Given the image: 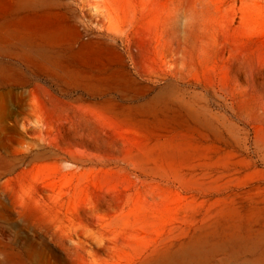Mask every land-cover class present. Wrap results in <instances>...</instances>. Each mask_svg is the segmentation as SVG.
Returning a JSON list of instances; mask_svg holds the SVG:
<instances>
[{"label":"rangeland","instance_id":"374dc122","mask_svg":"<svg viewBox=\"0 0 264 264\" xmlns=\"http://www.w3.org/2000/svg\"><path fill=\"white\" fill-rule=\"evenodd\" d=\"M18 1L0 264H264V0Z\"/></svg>","mask_w":264,"mask_h":264},{"label":"bare ground","instance_id":"6f19581e","mask_svg":"<svg viewBox=\"0 0 264 264\" xmlns=\"http://www.w3.org/2000/svg\"><path fill=\"white\" fill-rule=\"evenodd\" d=\"M79 1V0H78ZM85 3V6L84 7H89L90 9H93L95 12H96V15H97V21H96V23L99 25H97L98 27H100V28H102L103 27V24H102V21H103V14H102V12L98 9V6L96 5V3H93V2H90V3H88V2H86L85 0H80V3ZM15 6V8L18 10V9H24V8H27V7H33V6H35L36 5V0H19L18 2H16L15 4H14ZM84 7H82L81 5H79V3H78V10L82 13V14H85L86 12H85V10H84ZM86 24V23H85ZM87 25V24H86ZM99 29V28H98ZM103 30V29H102ZM44 31V30H43ZM42 31V32H43ZM104 31V30H103ZM47 32V31H46ZM45 32V33H46ZM49 32V31H48ZM38 33V32H37ZM31 35V34H30ZM25 36V35H24ZM28 36V35H27ZM26 36V37H27ZM38 36V35H37ZM55 36V35H54ZM59 36V35H58ZM23 37V36H22ZM39 37V36H38ZM45 37V36H44ZM40 38V37H39ZM53 38L54 37H52V36H47V41H48V39L50 40V41H53L54 42V40H53ZM34 39V38H33ZM42 39V38H41ZM64 39V38H63ZM0 41H7L6 39L5 40H2V39H0ZM49 42V41H48ZM22 43H28V44H33L29 39H22ZM74 47V46H73ZM80 49H82V48H80ZM89 78V80L90 79H94V81H95V84H94V86H93V91L92 92H90L89 94H99V93H101L102 92V90L104 89V87L102 86V82H103V80H104V77L103 76H101L99 73H96V74H94V75H92V76H89L88 77ZM6 87H8V84H6V83H2V84H0V97L2 96V93H3V91L1 92V89H4V88H6ZM31 123H32V121H31ZM30 125V124H29ZM39 127V126H38ZM62 137L61 138H59V137H54L52 140H49L48 142H47V145H48V147L49 148H51L54 152H56V153H58L59 155H61L60 157L63 159V160H67V161H72V162H74L75 164L76 163H80L81 161L78 159V157H77V155H79V154H74L73 152H72V150H70L71 148H69V147H66V146H62V145H60V143H61V141H62ZM61 140V141H60ZM41 142H43L42 140H40ZM37 144V143H36ZM25 145V144H24ZM48 148V149H49ZM42 151V150H41ZM38 152V151H37ZM40 152V151H39ZM52 152V151H51ZM33 156H35V155H33ZM50 156H51V154H50ZM37 156H35V158H36ZM33 159V158H32ZM35 162V161H34Z\"/></svg>","mask_w":264,"mask_h":264}]
</instances>
